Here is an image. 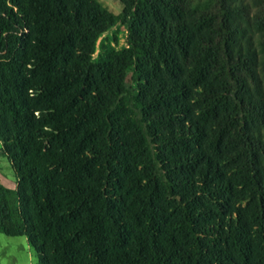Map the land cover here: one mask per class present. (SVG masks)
I'll return each mask as SVG.
<instances>
[{
  "label": "trees",
  "instance_id": "obj_1",
  "mask_svg": "<svg viewBox=\"0 0 264 264\" xmlns=\"http://www.w3.org/2000/svg\"><path fill=\"white\" fill-rule=\"evenodd\" d=\"M118 1L0 0V234L42 264H264V0Z\"/></svg>",
  "mask_w": 264,
  "mask_h": 264
},
{
  "label": "rangeland",
  "instance_id": "obj_2",
  "mask_svg": "<svg viewBox=\"0 0 264 264\" xmlns=\"http://www.w3.org/2000/svg\"><path fill=\"white\" fill-rule=\"evenodd\" d=\"M96 1L114 16L121 13L122 7L118 0ZM127 36L125 25L118 23L111 27L98 40L93 61H99L103 51L108 48L118 52L128 49ZM126 87L130 91L135 90V85L131 82V75L127 78ZM15 183L16 177L9 162L1 152L0 143V185L6 189L14 190ZM0 264H42V260L37 252L29 246L25 237H7L0 234ZM47 264L51 263L47 262Z\"/></svg>",
  "mask_w": 264,
  "mask_h": 264
},
{
  "label": "crops",
  "instance_id": "obj_3",
  "mask_svg": "<svg viewBox=\"0 0 264 264\" xmlns=\"http://www.w3.org/2000/svg\"><path fill=\"white\" fill-rule=\"evenodd\" d=\"M16 188H17V180H16V183H15V189L14 190H16ZM10 190V189H9Z\"/></svg>",
  "mask_w": 264,
  "mask_h": 264
}]
</instances>
